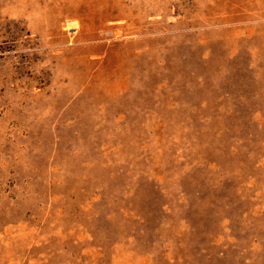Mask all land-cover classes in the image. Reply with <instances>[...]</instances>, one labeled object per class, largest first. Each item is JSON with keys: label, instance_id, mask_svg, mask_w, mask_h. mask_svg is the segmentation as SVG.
I'll list each match as a JSON object with an SVG mask.
<instances>
[{"label": "rangeland", "instance_id": "rangeland-1", "mask_svg": "<svg viewBox=\"0 0 264 264\" xmlns=\"http://www.w3.org/2000/svg\"><path fill=\"white\" fill-rule=\"evenodd\" d=\"M0 264H264V0H0Z\"/></svg>", "mask_w": 264, "mask_h": 264}]
</instances>
